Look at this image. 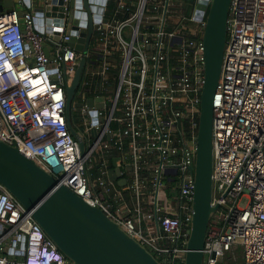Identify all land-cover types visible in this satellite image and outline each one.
<instances>
[{"label":"built area","instance_id":"1","mask_svg":"<svg viewBox=\"0 0 264 264\" xmlns=\"http://www.w3.org/2000/svg\"><path fill=\"white\" fill-rule=\"evenodd\" d=\"M41 1L15 0L0 12V140L160 264H183L210 0H88L84 53L69 45L84 28L85 16L74 15L84 12L81 3L61 0V10L35 15ZM16 4L24 6L21 15ZM80 57L68 120L82 151L65 118ZM211 160L215 210L202 264H228L235 253L242 264H264V0L229 3ZM0 264H70L1 184Z\"/></svg>","mask_w":264,"mask_h":264},{"label":"water","instance_id":"2","mask_svg":"<svg viewBox=\"0 0 264 264\" xmlns=\"http://www.w3.org/2000/svg\"><path fill=\"white\" fill-rule=\"evenodd\" d=\"M76 2L81 3L84 12H75L74 15L85 16V21L80 22L84 28L78 30L77 38L70 35L69 45L84 53L92 31V20L88 0ZM93 2L101 5L103 0ZM14 3L15 0H0V12L7 11ZM60 3L61 0H42L33 7V11H36L35 15L43 13L47 16L48 11L61 10L56 6ZM229 3L230 0H210L202 32L203 82L198 103L191 215L183 264H202L205 230L215 210V205H210L212 96L220 70ZM17 14L21 15L22 11ZM83 62L84 58L80 57L66 88L65 100L67 128L77 140L80 151L82 141L76 136L68 118L70 99L78 84ZM114 177V170H110L109 178ZM121 183L122 180L118 182ZM0 184L30 212L43 234L70 264H160L98 208L57 184L53 176L1 140Z\"/></svg>","mask_w":264,"mask_h":264},{"label":"rangeland","instance_id":"3","mask_svg":"<svg viewBox=\"0 0 264 264\" xmlns=\"http://www.w3.org/2000/svg\"><path fill=\"white\" fill-rule=\"evenodd\" d=\"M71 104H72V102H70V106H71ZM72 113V112H71ZM168 194L170 195V196H172V195H174L175 194V190H173V189H168ZM244 203H245V200L243 199V198H241L240 200H239V206H243L244 205ZM236 256H238V254H234V259L236 258ZM239 257V256H238Z\"/></svg>","mask_w":264,"mask_h":264},{"label":"trees","instance_id":"4","mask_svg":"<svg viewBox=\"0 0 264 264\" xmlns=\"http://www.w3.org/2000/svg\"><path fill=\"white\" fill-rule=\"evenodd\" d=\"M228 264H242L240 257L236 256L234 260H228Z\"/></svg>","mask_w":264,"mask_h":264},{"label":"crops","instance_id":"5","mask_svg":"<svg viewBox=\"0 0 264 264\" xmlns=\"http://www.w3.org/2000/svg\"><path fill=\"white\" fill-rule=\"evenodd\" d=\"M15 7L19 12L24 9V6H22L21 4H16Z\"/></svg>","mask_w":264,"mask_h":264}]
</instances>
